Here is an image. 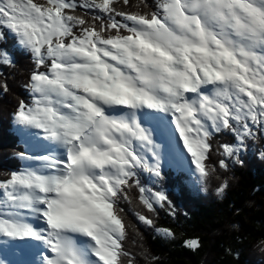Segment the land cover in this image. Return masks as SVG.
Here are the masks:
<instances>
[{"label": "snow or ice", "instance_id": "1", "mask_svg": "<svg viewBox=\"0 0 264 264\" xmlns=\"http://www.w3.org/2000/svg\"><path fill=\"white\" fill-rule=\"evenodd\" d=\"M119 4L0 0V41L11 33L34 63L12 114L24 167L0 179V249L11 242L40 255L38 264H136L123 247L121 201L131 203L136 187L150 212L169 202L138 173L163 179L167 157L203 183L214 134L236 139L222 145L225 171L228 161L243 167L247 141L264 136V0H158L148 12ZM0 63L16 67L7 53ZM0 81L3 96V71Z\"/></svg>", "mask_w": 264, "mask_h": 264}, {"label": "trees", "instance_id": "2", "mask_svg": "<svg viewBox=\"0 0 264 264\" xmlns=\"http://www.w3.org/2000/svg\"><path fill=\"white\" fill-rule=\"evenodd\" d=\"M157 2L129 0L128 5H123L120 0L118 10L154 11ZM145 3L151 7H144ZM84 11L77 9L78 14ZM87 12L89 16L105 15L97 9ZM17 42L11 33H6L5 41H0V60L3 53H7L16 65L9 68L0 63V71L7 78L10 89L0 96V179H6L10 171L23 167L17 155L23 151V144L14 129L12 114L19 100L27 98L22 85L27 82L34 63L31 54L19 48ZM226 139H231V144L236 143L229 132L212 137V151L206 161L209 176L203 183L195 187L173 184L171 177L160 179L161 183L165 182L163 188L153 191L166 193L169 202L164 207L155 206L154 212L148 211L136 187L129 190L131 203L121 201L126 224L123 247L135 257L136 264H264L260 249L264 247V159L258 155L264 151V136L259 137L260 146L248 143L249 151L242 156L243 167L228 161L230 167L225 171L218 162L225 159L222 145ZM225 180L229 187L219 194L217 188ZM150 187L158 186L152 183ZM169 187L172 191L177 189L175 194ZM136 213L152 219L154 227L139 221ZM156 229L171 230L174 238H165ZM190 239H198L200 246L196 249L185 247L184 242ZM121 264H127V257L121 258Z\"/></svg>", "mask_w": 264, "mask_h": 264}, {"label": "rangeland", "instance_id": "3", "mask_svg": "<svg viewBox=\"0 0 264 264\" xmlns=\"http://www.w3.org/2000/svg\"><path fill=\"white\" fill-rule=\"evenodd\" d=\"M0 111H1V109H0ZM15 128H16L18 134L22 137L20 128H19V126L16 123H15ZM261 137L263 138V136H261ZM22 140L24 142L23 137H22ZM258 140H259V137L256 140H249V141H247V143H250L251 142V143L255 144V146H260L259 144L261 142H260V140L259 141ZM223 144H231V139H226V141ZM25 145H26V143H25ZM26 147H27V145H26ZM163 165L170 166L169 163H168L167 157H165V161H164V164ZM228 175L229 174H227V176ZM152 180H153V183L155 185H157V186H161L163 184V183L160 182V178L152 177ZM142 186L148 187L147 184H143ZM6 243H8V242H6ZM6 248L8 249V247H6ZM260 249H261V251L264 254V247L262 246ZM28 253L29 252H26V251H23V250L20 249L17 256L15 254H13L12 256H10L9 255V252L3 247L2 249H0V261H2L3 264H23V261H25L26 264H30L31 263L30 258L25 256ZM30 255H31V253H30ZM33 259H34V257H33ZM40 259H41V257L38 256V260H36V263L37 264H38V262H39Z\"/></svg>", "mask_w": 264, "mask_h": 264}, {"label": "bare ground", "instance_id": "4", "mask_svg": "<svg viewBox=\"0 0 264 264\" xmlns=\"http://www.w3.org/2000/svg\"><path fill=\"white\" fill-rule=\"evenodd\" d=\"M38 258V257H37Z\"/></svg>", "mask_w": 264, "mask_h": 264}]
</instances>
